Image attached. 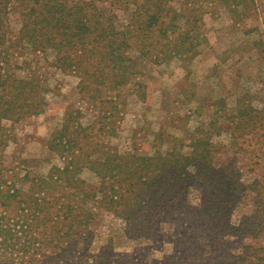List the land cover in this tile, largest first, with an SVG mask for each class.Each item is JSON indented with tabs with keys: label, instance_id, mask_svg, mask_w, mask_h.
<instances>
[{
	"label": "rangeland",
	"instance_id": "obj_1",
	"mask_svg": "<svg viewBox=\"0 0 264 264\" xmlns=\"http://www.w3.org/2000/svg\"><path fill=\"white\" fill-rule=\"evenodd\" d=\"M10 1L0 22V74L8 92L38 86L44 103L37 107L35 98L23 114L0 115V264H264V0H175L190 8L182 11L188 18L190 10L202 16L192 53L155 65L122 47L131 60L121 63L124 83L100 93L94 89L109 80L91 84L76 56L69 67L51 48L35 52L21 40L30 4ZM89 3L95 12L85 10ZM72 4L88 26L109 32H122L135 10L110 0ZM70 139L79 163L64 173ZM205 142L212 160L198 161L209 173L195 176L180 200L185 207L165 213L134 207L127 187L111 199L109 182L97 175L105 168L89 169L105 154L164 159L173 147L201 158ZM54 175L69 180L46 184ZM212 180L218 187L207 190ZM11 188L21 192L15 200L4 197ZM203 200L213 204L204 221L197 218Z\"/></svg>",
	"mask_w": 264,
	"mask_h": 264
},
{
	"label": "trees",
	"instance_id": "obj_2",
	"mask_svg": "<svg viewBox=\"0 0 264 264\" xmlns=\"http://www.w3.org/2000/svg\"><path fill=\"white\" fill-rule=\"evenodd\" d=\"M26 1L29 2L30 6L28 12L23 15L28 18V24L24 23L23 25L21 40L25 39L35 52L47 51L51 48L50 50L52 52L59 55L60 58L65 59L69 67L77 66V64H74L73 59L69 60L71 56H76L75 58L79 59L82 63V72L80 71L82 77L90 78L91 84L99 86L106 83L107 79L109 80V84L103 86V89L99 87L94 89V91L99 93L114 90L120 83H124L121 74L124 68L121 63L131 62V60L124 56V52L120 53L122 47H124V50L128 47H135L139 51V54L147 57L156 65L167 59H171L175 54L192 53V49L195 46L192 43V41H195L193 35L203 25L202 16L198 11L190 10L192 15L190 16L191 18H188L182 11L190 8H185L183 4L181 7L179 5L174 6L177 3H175V0H110L113 5L116 4L125 9H128L129 6L135 8L132 12L129 25L122 32L113 30L110 26V32L109 29L104 30V27L100 28L97 24L94 27L88 26V20L78 16L77 7L72 4V0ZM10 2V0H0V22L7 18L9 12L8 4ZM87 9L92 12L96 11L93 3H89L85 10ZM83 17L86 16L84 15ZM99 18H103L102 13L99 14ZM182 19L186 22L185 26H180L179 24ZM189 25L195 28H189ZM139 39H142L143 42L139 46L143 47L142 49L135 46V43ZM70 48H73V54H62L60 56L62 51H69ZM143 49H146V52ZM91 59L94 60L90 62ZM85 65H88V67H85ZM88 69L92 71L89 72L87 71ZM7 82L8 79L3 78V75L0 74V115L3 117H8L9 119V113H14L13 115L15 116L21 113L23 114L26 111L25 109H28L32 105L28 102L33 101L35 98L37 100V107L41 103H44L43 98L37 93L38 86H33V90L30 87L29 93L25 92L23 87H21L20 91L22 92L19 94L20 91L15 89L13 92H8L5 86ZM21 83L23 82L18 81V84ZM19 107L22 110H18ZM108 113L112 115L111 111ZM35 114L37 112H34L32 115ZM76 141L70 139L65 144L66 146H64L71 153L73 151L72 154L68 153L67 158L69 159V163L67 162L64 173L79 163V157L74 154L75 151H78L74 149L76 146L73 145V142L75 144L77 143ZM171 142L177 143L180 140L173 138ZM204 144L207 148L201 152L203 155L201 158H198V153H193L192 156H188L173 147L169 149V152L164 153L166 156L164 159H154L153 156L130 157L128 155L120 157L115 154L113 160L111 159L112 155L105 154L106 156L104 155L103 162L92 163L89 165V169L92 170L99 166L105 168L103 174L97 173V175H102V180L106 179L109 182V195L111 199L113 196L116 197V193L120 189L127 187L130 188L127 190V194L134 202V207L150 209L153 213H156L157 210L165 213L177 206H181L180 200L183 203L186 202L187 193L193 187L194 179H196L195 176L201 177L204 173H209L208 169H204L203 171L199 168V159L204 160L208 164L212 160L211 154L213 146L208 142ZM197 146L196 140V144H193L192 148L196 150ZM61 152L58 151L57 153L59 154ZM200 165L205 166L204 164ZM205 167L208 168L207 166ZM75 169H73L72 173L77 170ZM11 177L15 178L14 176ZM53 177H55V180ZM48 179L46 184H50L53 187L57 186L58 180H69L68 176L59 178L55 175L50 176ZM205 186L207 190L210 188L213 191L214 188L216 189L218 187V184H215L212 180L209 183L204 182ZM78 187L68 188H74L79 191ZM238 187L241 191L245 189L241 184ZM12 189L4 192V197L7 194L6 198L15 200L21 195V192ZM201 195L204 196V191H201ZM0 198L3 197L0 196ZM185 206L186 204L181 207ZM212 206L213 204H208L203 200L201 203V212L197 218H201L204 221L206 218L211 217ZM35 211L30 215L32 216ZM129 216L125 218L127 221L133 215ZM144 216H142L144 219L140 220L137 224L139 227L148 221L147 215ZM186 223H188V220ZM17 226L20 225L15 224V227ZM191 227H198L201 233L205 231L203 229L204 225L202 224H199V226L193 224ZM10 231H14V235L19 233L17 228L10 229ZM261 259L263 260V258ZM246 260L249 262L248 259Z\"/></svg>",
	"mask_w": 264,
	"mask_h": 264
}]
</instances>
